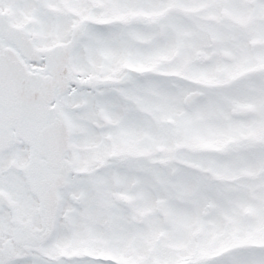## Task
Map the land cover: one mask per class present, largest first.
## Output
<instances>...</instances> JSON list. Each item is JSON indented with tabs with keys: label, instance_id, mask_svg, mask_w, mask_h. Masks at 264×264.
Masks as SVG:
<instances>
[{
	"label": "snow or ice",
	"instance_id": "6c2138e0",
	"mask_svg": "<svg viewBox=\"0 0 264 264\" xmlns=\"http://www.w3.org/2000/svg\"><path fill=\"white\" fill-rule=\"evenodd\" d=\"M0 264H264V0H0Z\"/></svg>",
	"mask_w": 264,
	"mask_h": 264
}]
</instances>
